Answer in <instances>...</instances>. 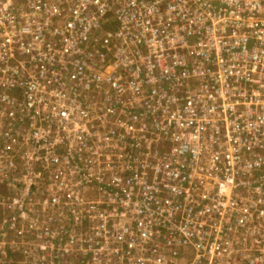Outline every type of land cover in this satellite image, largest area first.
<instances>
[{
  "label": "built area",
  "instance_id": "2783aa9c",
  "mask_svg": "<svg viewBox=\"0 0 264 264\" xmlns=\"http://www.w3.org/2000/svg\"><path fill=\"white\" fill-rule=\"evenodd\" d=\"M6 177L0 264H264V0H0Z\"/></svg>",
  "mask_w": 264,
  "mask_h": 264
},
{
  "label": "rangeland",
  "instance_id": "374dc122",
  "mask_svg": "<svg viewBox=\"0 0 264 264\" xmlns=\"http://www.w3.org/2000/svg\"><path fill=\"white\" fill-rule=\"evenodd\" d=\"M104 95V91L98 89L97 91L91 92L90 95H86L84 97H103ZM20 96V95H18ZM120 97H134L133 96V92H131L129 90V86L124 84V90H123V95H121ZM100 98V100H102ZM93 100V99H92ZM90 103L93 101H89ZM85 104H89L88 100L85 101ZM88 125L90 127H92V129H94V124L93 123H88ZM96 128H99V130H104L106 128V126H96ZM27 181L30 182L31 181L29 179H27ZM12 179L9 177L4 178V182L1 181L0 179V247L2 246V242H7L8 245H12L13 242H20L17 241L18 237H17V231L13 230L10 225L9 222L6 223V221H10V219L14 216L12 215L14 212L12 210V208H6L4 206V198L6 197L11 198L12 196H17V195H21L20 192H14L13 190L10 189V185L12 184ZM86 188L87 191L90 192V186H81ZM46 189V183H43L38 189L37 192H35L33 199L36 200L33 206H31V210L29 213L30 218L31 217H35L36 218V214H37V210L40 209L41 211H45V213L43 214L42 218L40 217V222L48 219L51 215H55L58 214L60 215L63 212V209H59L56 211V209L52 204L51 201H47V199L51 196L49 194L44 193ZM244 189V188H243ZM201 193V188H195L192 189V191L190 190V192L188 193H184L181 199L182 201H185V197L188 194H199ZM49 195V196H47ZM93 195H95L94 193H89V195H85V198L87 200L90 199L91 197L93 198ZM98 197V195H97ZM96 197V198H97ZM45 198V199H44ZM95 198V199H96ZM44 199V200H43ZM94 199V198H93ZM45 201V202H44ZM171 208V206L169 207ZM56 216V215H55ZM21 226V225H19ZM64 226V225H63ZM57 228H54L51 232H54ZM4 240V241H3ZM23 245L20 248H17L19 253L16 254V256L14 257V254L11 255V257L9 256V251H6V260L2 262V264H59V263H54L53 261L51 262L50 259H52L51 257L47 256V257H42V258H37V256H39L40 254H42V252L40 250H37L38 245H45L47 243V237L45 234H41L38 237V242H34L33 240H31L30 238H28L26 240V238L24 237L22 242ZM22 250V251H21ZM32 250H35L33 253H30ZM8 255V256H7Z\"/></svg>",
  "mask_w": 264,
  "mask_h": 264
}]
</instances>
